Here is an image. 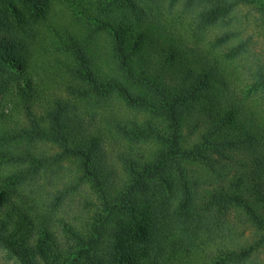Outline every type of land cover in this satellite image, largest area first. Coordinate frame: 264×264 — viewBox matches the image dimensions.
Masks as SVG:
<instances>
[{
	"label": "trees",
	"instance_id": "obj_1",
	"mask_svg": "<svg viewBox=\"0 0 264 264\" xmlns=\"http://www.w3.org/2000/svg\"><path fill=\"white\" fill-rule=\"evenodd\" d=\"M247 1L0 0L2 259L264 264Z\"/></svg>",
	"mask_w": 264,
	"mask_h": 264
},
{
	"label": "rangeland",
	"instance_id": "obj_2",
	"mask_svg": "<svg viewBox=\"0 0 264 264\" xmlns=\"http://www.w3.org/2000/svg\"><path fill=\"white\" fill-rule=\"evenodd\" d=\"M161 1L158 0V4ZM148 5L150 7L153 6L151 2H148ZM235 17L238 19L243 37L250 39L251 45L257 53L261 54L262 58L260 59L264 61V0H248L247 3H243L239 7L235 13ZM220 31V28H215L209 35H215ZM0 264L13 263L5 261L0 256Z\"/></svg>",
	"mask_w": 264,
	"mask_h": 264
}]
</instances>
